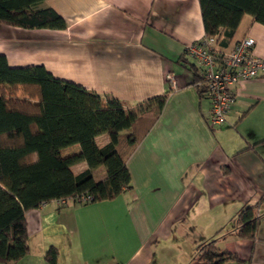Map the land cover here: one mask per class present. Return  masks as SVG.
Masks as SVG:
<instances>
[{"label": "crops", "instance_id": "0c3cea01", "mask_svg": "<svg viewBox=\"0 0 264 264\" xmlns=\"http://www.w3.org/2000/svg\"><path fill=\"white\" fill-rule=\"evenodd\" d=\"M38 9L54 11L66 28L0 24L10 67L43 66L129 109L167 99L126 162L131 189L111 201L28 211L29 252L13 264H48L49 248L56 264H189L217 237L219 250L238 257L225 264H264V75L238 83L225 125L210 127V103L192 85L197 66L185 53L204 37L198 0H44ZM245 37L264 59V25L244 16L229 47ZM108 142L95 138L100 148ZM86 169L71 167L74 175ZM98 169L96 181L105 178L96 179ZM255 206L254 238L236 237L239 211Z\"/></svg>", "mask_w": 264, "mask_h": 264}, {"label": "trees", "instance_id": "16d2710c", "mask_svg": "<svg viewBox=\"0 0 264 264\" xmlns=\"http://www.w3.org/2000/svg\"><path fill=\"white\" fill-rule=\"evenodd\" d=\"M44 0H0V24L26 30H63L66 24L54 11L38 9ZM204 36L216 38L217 50L229 49L244 16L264 25V0H198ZM192 85L202 96L198 68ZM167 94L129 109L72 82L54 78L43 66L10 67L0 55V264H13L28 252L25 214L57 199L90 196V203L111 201L131 189L126 166L136 146L154 125ZM107 135L98 147L95 138ZM79 151L63 156L62 151ZM86 163L77 175L71 167ZM102 167L105 178L92 171ZM255 207L239 211L233 226L238 238L253 239L259 223ZM221 238V237H220ZM213 238L195 250L189 264H225L235 254L219 250ZM44 259L56 264L57 251Z\"/></svg>", "mask_w": 264, "mask_h": 264}, {"label": "built area", "instance_id": "2783aa9c", "mask_svg": "<svg viewBox=\"0 0 264 264\" xmlns=\"http://www.w3.org/2000/svg\"><path fill=\"white\" fill-rule=\"evenodd\" d=\"M255 41L245 37L235 42L227 51L216 48V38L202 37L187 46L185 53L193 60L202 75V97L210 103L209 125L221 128L226 117L235 104L233 89L246 80L256 79L264 75V59L256 58L252 51ZM90 196L76 195L71 199H57L52 202L58 208L68 204H90Z\"/></svg>", "mask_w": 264, "mask_h": 264}, {"label": "rangeland", "instance_id": "374dc122", "mask_svg": "<svg viewBox=\"0 0 264 264\" xmlns=\"http://www.w3.org/2000/svg\"><path fill=\"white\" fill-rule=\"evenodd\" d=\"M216 129H219V128H215ZM75 153L73 150H68V151H64L62 152V155L63 156H69L71 154ZM104 170L102 167H100L98 170H96V172L94 173L96 179H101L102 177H104V172L102 171Z\"/></svg>", "mask_w": 264, "mask_h": 264}]
</instances>
